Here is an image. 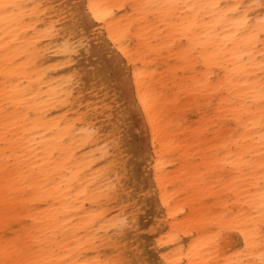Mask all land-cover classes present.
<instances>
[{"label": "bare ground", "instance_id": "1", "mask_svg": "<svg viewBox=\"0 0 264 264\" xmlns=\"http://www.w3.org/2000/svg\"><path fill=\"white\" fill-rule=\"evenodd\" d=\"M3 2L0 260L264 264L260 0Z\"/></svg>", "mask_w": 264, "mask_h": 264}, {"label": "snow or ice", "instance_id": "2", "mask_svg": "<svg viewBox=\"0 0 264 264\" xmlns=\"http://www.w3.org/2000/svg\"><path fill=\"white\" fill-rule=\"evenodd\" d=\"M20 5L15 3H4L3 0H0V9H3L5 12H9L13 9L19 8ZM89 8H93V5H89ZM172 7H178L177 5H172ZM185 7H188L187 5ZM192 8L202 7L199 5H192ZM207 7L211 8H226L228 10L225 13V18H230L239 29L243 31L239 33L242 36V39L248 43L249 45H255L257 41L262 49H264V0H260L258 4L249 3V4H235V5H219L212 4ZM259 8L260 11V19L258 23L249 24V12L254 9ZM228 13H235L234 16L228 17ZM96 19H100L99 15L95 16ZM120 51L124 52L127 55L123 45L119 46ZM261 60L264 61V51L261 52ZM261 72H264V62L260 64ZM137 78H139V73L137 74ZM262 85H264V81H262ZM261 99L264 100V86L260 89ZM128 226L134 228L135 224L133 221L127 222ZM0 264H17L15 260L9 259L7 249H5V258L0 260ZM117 264H128L127 261H120ZM132 264H145L143 259L139 261H133Z\"/></svg>", "mask_w": 264, "mask_h": 264}]
</instances>
